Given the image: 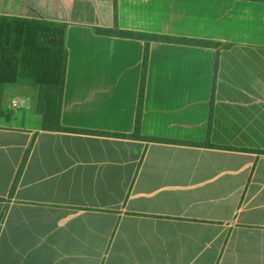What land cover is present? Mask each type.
Returning a JSON list of instances; mask_svg holds the SVG:
<instances>
[{
  "label": "crops",
  "instance_id": "1",
  "mask_svg": "<svg viewBox=\"0 0 264 264\" xmlns=\"http://www.w3.org/2000/svg\"><path fill=\"white\" fill-rule=\"evenodd\" d=\"M0 14L68 24L60 120L84 130L42 129L30 95L4 104L0 264H264V1L1 0ZM95 27L220 45L151 41L139 136H116L102 132H134L145 41Z\"/></svg>",
  "mask_w": 264,
  "mask_h": 264
},
{
  "label": "trees",
  "instance_id": "2",
  "mask_svg": "<svg viewBox=\"0 0 264 264\" xmlns=\"http://www.w3.org/2000/svg\"><path fill=\"white\" fill-rule=\"evenodd\" d=\"M115 2L116 0H113L114 6ZM67 26V23L47 20L42 17L0 14V118L8 114V112H4L5 87L15 84H28L35 91L36 111L41 117L42 129L84 131L63 126L60 120L67 67V48L65 45ZM94 30L102 35L136 37L145 41L134 132L127 135L102 132L116 136H139L137 132L142 111L148 47L151 41L186 42L207 46L220 45L215 41L145 34L118 28L95 27ZM30 148L31 146L23 154L11 186V192L18 183Z\"/></svg>",
  "mask_w": 264,
  "mask_h": 264
},
{
  "label": "rangeland",
  "instance_id": "3",
  "mask_svg": "<svg viewBox=\"0 0 264 264\" xmlns=\"http://www.w3.org/2000/svg\"><path fill=\"white\" fill-rule=\"evenodd\" d=\"M11 86H12L11 89H9V91L7 90L6 91V94L4 93V99H3V103L4 104L6 102L7 103L12 102V105H10V107H8L9 108L8 110H14V111L17 110V109H15V105H13V103H15V102H13V100L11 101V99H9L11 96H16V97L19 98V97H26V96L28 97L30 95L29 98H28V100H27L29 106H31L32 103L36 104L35 91H34V89L30 85H28V84H15V85H11ZM15 104L18 105V103H15ZM18 112L19 113L20 112L22 113L24 111L23 110H18ZM31 112L33 113V115H36L34 113V112H36V108H35V110L25 111V113L27 115L31 114Z\"/></svg>",
  "mask_w": 264,
  "mask_h": 264
},
{
  "label": "water",
  "instance_id": "4",
  "mask_svg": "<svg viewBox=\"0 0 264 264\" xmlns=\"http://www.w3.org/2000/svg\"><path fill=\"white\" fill-rule=\"evenodd\" d=\"M1 1V0H0Z\"/></svg>",
  "mask_w": 264,
  "mask_h": 264
}]
</instances>
